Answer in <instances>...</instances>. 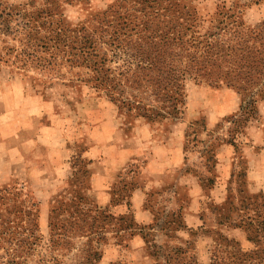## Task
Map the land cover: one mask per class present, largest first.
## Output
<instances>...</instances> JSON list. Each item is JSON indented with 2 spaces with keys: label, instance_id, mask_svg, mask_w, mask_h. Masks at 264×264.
I'll return each instance as SVG.
<instances>
[{
  "label": "rangeland",
  "instance_id": "obj_1",
  "mask_svg": "<svg viewBox=\"0 0 264 264\" xmlns=\"http://www.w3.org/2000/svg\"><path fill=\"white\" fill-rule=\"evenodd\" d=\"M118 4L130 12L136 11L133 12L136 16L146 15L151 20L161 19L165 10L168 12L166 21H195L200 34H205L218 22H226V14L239 16L250 27L264 22V0H0V13L11 16L19 13L18 17L8 19L15 30L18 25L24 27L25 23L43 25L39 29L43 35L55 27L50 26L52 22H62L61 26L65 28H79ZM23 14L27 17L22 18ZM3 19H0V28ZM23 40L24 37L16 33L0 34V113L6 107L8 118H13L18 105L15 94L23 92L26 102L41 107L42 111L46 109L48 117L55 118V113L66 116L70 128H75L77 120L91 125L93 119L111 113L125 116L129 121L138 116L135 110L127 112L83 82L90 76L88 71L84 67L70 69L62 54L54 52L51 56L50 50H40L33 57L21 56ZM238 107L239 98L232 89L189 79L185 82L178 117L149 121L152 128L161 131L171 130L174 123H183L180 128L185 131V169L202 180V198L195 208L201 225L190 233L185 229L177 230V224L169 223L171 212L167 211L174 207L168 202L169 197L162 193L153 195L148 204L154 217L151 228L143 230V250L133 255L124 252L120 248L123 245L117 244H124L121 238L109 232L113 222L107 221L102 223L108 231L104 241L100 244L92 242L102 254L97 264H165L164 256L175 246L183 248V242L193 248L190 256L197 264H209L213 249L222 247L225 238L244 253L256 249L254 240L257 239L264 249V159L259 165L254 163L257 154L264 155V97L256 104L257 116L243 124L239 129L241 132L233 131L235 126L229 122L230 116L238 113ZM204 123L205 132L202 131ZM229 140H234L236 145L229 144ZM254 170L261 174L263 188L254 185ZM62 190L61 186L49 197L45 212L44 206L41 207V201L47 195L43 189L32 188L15 178L0 182V261L6 260L7 251L15 248L17 240L28 237L31 229L37 242L33 252L26 255V263L38 264L41 258L47 257L50 252L49 209L57 208L55 203L63 200ZM53 200L56 201L52 203ZM179 203L185 205V202ZM82 209L94 211L90 204ZM43 212L45 217H42ZM107 212L113 214L110 208ZM72 213L69 208L63 215L67 218ZM83 227L87 234L89 229ZM69 230L72 238L69 246L58 245L54 252L59 264H76L80 255L78 250L86 244L85 237L78 238L82 232L76 227ZM18 248L27 251L25 245ZM262 256L264 258V252Z\"/></svg>",
  "mask_w": 264,
  "mask_h": 264
},
{
  "label": "trees",
  "instance_id": "obj_2",
  "mask_svg": "<svg viewBox=\"0 0 264 264\" xmlns=\"http://www.w3.org/2000/svg\"><path fill=\"white\" fill-rule=\"evenodd\" d=\"M133 12L118 4L79 28H65L61 26L62 22H52L50 26L55 27L46 30L43 35L39 32L43 25L25 23L24 27L18 25L15 30L8 19L18 17L19 13L12 16L0 13V19L4 18L0 34L22 35L24 40L20 55L23 57H33L40 50H50L51 56L55 55L54 52L62 54L70 69L84 67L90 76L83 82L127 112L135 110L138 113L135 118L148 124L156 118L166 121L178 117L185 82L189 79L206 82L213 87L225 86L238 95V113L230 116L229 120L235 126L233 131L239 132L243 124L257 116L256 104L264 97V22L250 27L239 16L226 14V22H218L209 27L205 34H200L195 21H166L168 12L165 10L160 15L161 19L154 20L146 15L136 16ZM202 131H206L205 123ZM228 143L236 145L234 140ZM72 169V176L62 186L63 200L55 203L57 208L53 206L49 209L50 252L38 264H59L54 255L56 247L69 246L72 239L69 229L74 227L82 232L78 238H86V244L78 250L80 255L76 258V264H97L101 260L102 254L92 242L100 244L104 241L107 229L102 223L107 221L113 222L109 232L124 243L117 244L127 247V241L135 234H139L145 244L143 230L150 229L152 223L149 226L137 225L131 214L117 216L107 212L108 206H97L86 194L88 172L85 162L74 158ZM185 173L190 174L187 169ZM195 178L201 183V179ZM119 191L117 189L115 193ZM127 196V192H124L114 197L111 205L118 204ZM89 204L93 206V212L82 209ZM147 207L151 208L150 205ZM69 208L73 213L66 218L63 214ZM167 212H171L172 220L169 223L177 224V230L194 231L180 221L181 207ZM83 226L90 230L87 234L83 232ZM17 241L15 248L7 251L6 260L2 258L0 264H27L26 255L33 252L37 238L31 229L28 237ZM259 241L254 240L257 245L255 250L244 253L234 242L225 238L222 247L213 249L209 264H264V249ZM24 245L27 251L18 250ZM183 245V248L175 246L170 249V254L164 256L165 264H197L190 256L193 248L186 242Z\"/></svg>",
  "mask_w": 264,
  "mask_h": 264
},
{
  "label": "crops",
  "instance_id": "obj_3",
  "mask_svg": "<svg viewBox=\"0 0 264 264\" xmlns=\"http://www.w3.org/2000/svg\"><path fill=\"white\" fill-rule=\"evenodd\" d=\"M14 98L18 105L13 118H8L6 107L0 113V182L15 178L43 189L47 195L41 207L46 212L49 197L72 176V161L80 158L88 172L86 194L97 206H108L117 216L131 214L137 225L149 226L153 222L149 199L162 193L169 197L173 210L181 207L187 228L201 225L196 205L202 187L193 175L185 173L183 123L161 131L142 119L129 121L111 113L93 119L91 125L77 120L75 128H70L66 116L55 113V118L48 117L46 109L28 104L23 92ZM263 159V154H257L254 163L259 165ZM254 176V185L263 188L261 174L254 170ZM124 192L128 196L111 205L113 198ZM144 246L135 234L127 247L120 248L133 255Z\"/></svg>",
  "mask_w": 264,
  "mask_h": 264
}]
</instances>
